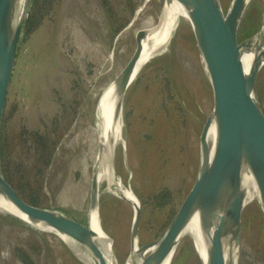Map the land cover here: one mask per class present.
<instances>
[{
	"label": "rangeland",
	"instance_id": "obj_1",
	"mask_svg": "<svg viewBox=\"0 0 264 264\" xmlns=\"http://www.w3.org/2000/svg\"><path fill=\"white\" fill-rule=\"evenodd\" d=\"M231 1L220 0L224 12ZM164 3L36 0L34 15H43L31 35L19 43L2 118L6 172L12 182L18 178L22 184L38 177V187L29 184L37 187L38 206L87 222L95 163L91 137L97 96L130 57L136 31L144 28L147 20H157ZM183 21L167 50L140 67L123 97L126 143L115 148L114 170L115 177L136 197L138 192L158 184L184 188L185 194L200 167L199 132L212 110L213 95L195 38ZM261 26L264 2L249 0L238 26V39L252 35ZM165 74L182 110L175 108L173 101L165 106L159 99ZM256 87L264 112V64ZM26 127L39 128L50 138L44 159L36 162L39 176H34L36 158L21 133ZM115 186L99 183L101 226L110 238L118 264H126L128 259L133 264V208L114 192ZM255 201L248 210V206L242 210L236 264H264V213ZM138 233L139 244L158 237L151 239L153 231L145 226H139ZM184 234L194 241L190 232ZM19 246L36 264H84L57 234L0 211V264H23L16 255ZM174 264L200 261L196 250L185 251Z\"/></svg>",
	"mask_w": 264,
	"mask_h": 264
},
{
	"label": "water",
	"instance_id": "obj_2",
	"mask_svg": "<svg viewBox=\"0 0 264 264\" xmlns=\"http://www.w3.org/2000/svg\"><path fill=\"white\" fill-rule=\"evenodd\" d=\"M18 1L0 0V126L18 46L32 4V0H28L25 8L18 13ZM167 1L177 7L190 28L199 51L202 49L204 52L213 107L199 132L201 161L191 187L163 233L142 244L138 243L140 204L137 198L131 230L134 255L139 256L140 260L133 264H157L170 245L178 238L180 241L183 235L181 230L192 211L199 209L211 212L216 217L209 263L226 264L223 257L224 244L235 241L234 247L239 243L244 205L241 180L244 171L251 172L258 187V203L264 213V112L256 87L258 72L264 64V26L252 35L238 39V26L248 3L246 0H232L226 12L223 11L220 0ZM144 32V28L136 31L132 53L111 83L117 90L116 112L123 104L126 89L138 69ZM211 119L215 134L211 148H208L205 136ZM115 122L114 113L106 121L107 153L103 163L110 160L114 153ZM98 189V178L96 174H92L88 214L99 209ZM0 194L7 196L30 218L43 222L86 246L95 264H107L96 243L89 215L84 223L57 209L28 203L16 193L2 174L1 168ZM217 208H221L219 214ZM237 247L235 246L236 249Z\"/></svg>",
	"mask_w": 264,
	"mask_h": 264
},
{
	"label": "bare ground",
	"instance_id": "obj_3",
	"mask_svg": "<svg viewBox=\"0 0 264 264\" xmlns=\"http://www.w3.org/2000/svg\"><path fill=\"white\" fill-rule=\"evenodd\" d=\"M249 1V0H246ZM264 2V0H263ZM27 4V0L18 1V13L21 12ZM183 17L177 7L165 0L161 14L157 17V20H147L144 26V38L142 40L141 52L138 58V69L134 73L135 79L138 74L140 67L153 58L155 55L162 53L167 50L170 40L176 35V33L181 28V23H183ZM200 59L203 63L204 70L206 72L207 78L208 73L205 66L204 52L202 49L199 51ZM132 80V81H133ZM116 86L108 85L102 88L101 92L97 96L96 106H95V130L92 131L91 143H93V151L95 153V163L93 174H96L99 183L104 181L107 187L115 186V193L121 196L127 202L130 203L132 208L137 206V197L123 185L120 179L115 177L114 170V153L115 148L118 144L122 146L125 145V140L123 137V127H124V115H123V104L119 106L118 111H115V107L118 104V97L116 95ZM116 114L115 122V132H114V153L111 159L103 163L106 158V121L112 115ZM215 134V126L213 124V119L207 129L205 142L208 148H211L210 142L213 140ZM211 157V155H210ZM241 187L244 192L243 209L248 206L254 199L258 201V187L251 175L250 171H244L241 180ZM255 201V202H256ZM250 206V205H249ZM249 206L246 207L247 210ZM0 211L9 212L20 219L29 222L31 225L38 227L42 230L57 234L64 244L69 247L73 253L80 259L84 264H95L94 258L89 251V249L78 243L76 240L72 239L68 235L59 233L55 228L37 220L30 218L26 215L14 202H12L7 196L0 194ZM221 208H217V213L219 214ZM89 219L90 225L96 234V243L100 247L105 257L107 264H118L116 256L112 250V245L108 234L102 229L101 212L97 209L90 211ZM216 224V217L211 212H204L203 210L192 211L189 218L186 220L181 234L190 232L194 237V247L199 258L200 264H210L209 263V251L211 240L214 234ZM182 235V236H183ZM179 238L175 240L168 250L164 253L163 257L159 260L157 264H169L173 258L176 249L178 247ZM235 241L226 242L224 244V262L226 264H236V252L237 249L233 244ZM140 257L136 256V261H139ZM126 264H132V260L128 259Z\"/></svg>",
	"mask_w": 264,
	"mask_h": 264
},
{
	"label": "trees",
	"instance_id": "obj_4",
	"mask_svg": "<svg viewBox=\"0 0 264 264\" xmlns=\"http://www.w3.org/2000/svg\"><path fill=\"white\" fill-rule=\"evenodd\" d=\"M52 2V0H51ZM36 0H32V4L29 8V14L24 26L22 39L20 40V44L23 43L30 35L31 32L37 27L40 22V18L43 14H41L39 18L34 15L35 12ZM45 12V11H44ZM43 12V13H44ZM245 32V28L242 29ZM255 29H252L254 31ZM247 34L246 36L250 35ZM244 36V37H246ZM243 37V38H244ZM18 46V51H19ZM160 94L159 99L163 105L166 106L167 103L173 101L175 103V108H181L182 106L179 102L174 99V96L171 92V81L167 74L163 75V81L160 86ZM127 112V111H126ZM126 115V113H125ZM181 115V111H180ZM3 118L0 126V168L2 174L6 178V180L13 186L16 193L25 201L30 204L37 205L39 195L37 194V187L39 186L40 180H38L39 176V168L36 165V162L40 161V159H44L45 153H47V148H49L50 138L46 135V132L41 131L39 128H24L22 130V134L28 139L29 146L32 148L36 161L34 162V176L35 178L29 182L28 184H22L21 181L17 178L14 182L8 176L5 168V156H4V136H3ZM26 141V142H27ZM37 185L34 188L32 183ZM39 190V188H38ZM187 192V191H186ZM186 194V193H185ZM184 194V188L177 187L172 188L168 184H158L151 186L148 190L141 191L137 193V197L140 203V222L139 226H145L146 228H150L153 231L152 238H155L160 234V232L169 224L172 217L176 213ZM193 252L194 241L192 238L188 236V234H184L176 249V254L173 256L172 260L169 264H174L177 256L182 254L183 252ZM178 254V255H177ZM16 255L22 261L23 264H36L32 259L31 255L27 252V250L19 246L16 248Z\"/></svg>",
	"mask_w": 264,
	"mask_h": 264
}]
</instances>
